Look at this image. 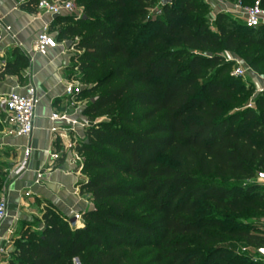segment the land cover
Masks as SVG:
<instances>
[{
  "label": "trees",
  "instance_id": "1",
  "mask_svg": "<svg viewBox=\"0 0 264 264\" xmlns=\"http://www.w3.org/2000/svg\"><path fill=\"white\" fill-rule=\"evenodd\" d=\"M77 1L85 19L59 17L69 25L59 38L82 32L74 50L82 52L79 59L86 67L121 59L112 71L120 83H108L85 114L92 122L126 95L142 114L133 120L116 116L115 125L89 126L78 149L86 178L80 192L95 210L82 215V228L71 229L46 209L44 229L25 230L8 253V264H71L72 259L79 264H200L205 252L191 241L206 246L212 241L207 231L222 227L205 223L201 211L264 210V194L253 192L259 187L257 174L264 172V89L254 106H247L249 97L238 79L227 77L232 64L216 54H240L252 72L264 76V56H258L264 50V27L234 28L231 18L219 13L212 31L204 0H171L154 22H147V14L158 0ZM36 4L28 0L24 8L34 13ZM129 4L133 11L127 12ZM149 27L155 30L147 32ZM208 68L213 72L199 82ZM88 89L79 96L93 90ZM120 122L138 130H126ZM7 184L0 171V191ZM143 207L142 218L132 217ZM235 236L259 251L264 248L262 236L247 231ZM208 249L206 264H220L223 256H212L215 248Z\"/></svg>",
  "mask_w": 264,
  "mask_h": 264
},
{
  "label": "crops",
  "instance_id": "2",
  "mask_svg": "<svg viewBox=\"0 0 264 264\" xmlns=\"http://www.w3.org/2000/svg\"><path fill=\"white\" fill-rule=\"evenodd\" d=\"M27 1L0 0V98L12 93L23 95L26 87H33L37 100L33 131L28 138L12 133L6 111L1 108L0 112V167L5 179L9 178L0 195L7 206L6 218L0 224V249L8 253L37 214L41 218L46 209H51L69 224L75 215L86 213L91 203L87 194L80 192L86 178L82 173L83 156L78 150L86 142L89 117L79 94H66V88L72 85L74 54L65 46L66 40L59 43L56 39L66 24L37 9L28 12L24 8ZM56 24L58 30L51 34ZM45 28L57 46L39 55L34 52V44ZM257 88H263V84L258 82ZM52 114L65 118L52 121ZM53 128L60 131L52 134ZM25 147L31 148V155L25 171L16 176ZM52 153H57L59 159L52 162ZM0 264H8L6 255H0Z\"/></svg>",
  "mask_w": 264,
  "mask_h": 264
},
{
  "label": "rangeland",
  "instance_id": "3",
  "mask_svg": "<svg viewBox=\"0 0 264 264\" xmlns=\"http://www.w3.org/2000/svg\"><path fill=\"white\" fill-rule=\"evenodd\" d=\"M63 2H72L75 6L76 15H73V18L76 19H85L82 14V9L80 6V2L77 0H59ZM85 1V0H80ZM161 1L158 0L154 6V8L150 9L147 14V22L149 20L151 22H154L156 20V17L159 14V11L161 10ZM257 0H246L244 2H230V4L235 5H241L242 7H251L254 2ZM128 3L131 4L132 0H127ZM128 5L126 8L127 12L133 11V7L131 5ZM207 6L202 9L205 13V17L207 18L208 24L210 26V29L212 31H215V27L212 25V23L215 20V17L217 14H219L218 8H214L212 6ZM231 18V20L234 23V28H240L239 25H242V22L235 17L232 13L226 14ZM106 16V13L103 15L96 14L91 15L92 18H104ZM57 25H54L50 29V33L54 34L58 30ZM59 26V25H58ZM69 25H65V28ZM62 30V29H59ZM155 28L149 27L147 28V32H153ZM80 36H82V32L79 30L75 31L72 35H70L66 41L69 42V49L72 54H74V57L72 58V74L70 76L71 84L74 86H80L89 88L88 90L93 89L90 92H87V94L81 95L80 102L82 105L86 106L92 98H95L97 95L102 93L106 90V88L109 86L108 83H111L112 85H117L120 82L114 80L112 76V71L116 67V65L121 61L120 57H117L113 60H109L103 64L95 65L94 67H86L85 63L79 59V56L82 54V52L74 51L75 45L78 43ZM59 43H62V40L59 38H56ZM216 54H219L223 57V60L227 63H231V69L227 74V77L230 78L231 72L233 67L235 66V62L244 64L243 58L240 54H230L226 53L224 51H218ZM258 56H264V50L261 51ZM186 60V59H185ZM183 62H186V61ZM230 60V61H229ZM232 60V61H231ZM182 64V63H181ZM245 65V64H244ZM246 66V65H245ZM263 66V63L260 65V67ZM204 78H199V82H202L206 80L205 78H208L209 75L213 72L210 68L205 69L204 71ZM256 75H260V73H255ZM261 74L264 75V70L261 71ZM133 73L130 72L126 76L127 78L132 76ZM188 74L185 72L184 76H187ZM236 84L239 86H242L245 91V95L249 97L248 102L246 103L247 106H254L253 100L258 96L256 93V88L258 85V78L254 75L252 78L249 79H238L235 80ZM101 87H97V86ZM0 108V112H1ZM142 114V110L138 108V106L129 98L128 95H126L118 104L111 108L106 109L102 111L99 116H94L93 120L89 119V126L98 124V123H112L115 125V121L113 120L114 117H118L119 119H131L133 120L137 116H140ZM120 126L125 128L129 131H137L138 128L135 124L132 125H125L123 122L119 123ZM148 124H142V128L146 127ZM3 133V123L0 121V135ZM83 156V155H82ZM85 156V155H84ZM0 171L3 173L2 167H0ZM5 181L8 183L9 178L5 179ZM258 188H254L253 192L264 194V185L260 183H256ZM5 185V184H4ZM0 193H3L0 191ZM255 196H251L248 198L249 200L254 198ZM138 200V197H135L133 199L128 200V204H132L135 201ZM255 205L261 206V204L255 200ZM92 205L94 210L95 206L91 202L89 206ZM89 208V207H88ZM146 207H143L141 210L137 211L135 214H132V217L142 218V216L145 214ZM88 211V210H87ZM88 213V212H87ZM200 217H202V220L206 221L205 223H218L222 227L213 228L207 232H209L212 238V241L206 246L202 245V242L198 241H191L193 244V248H198L200 250H204L205 253L202 254V259L200 264H206L208 260V254L209 250L208 248H215L212 253V256H223V259L220 261V264H264V256L260 253L259 250L254 247H251L247 245L243 240L239 239L235 235L240 231H247L251 234L259 235L264 238V210L261 211H255L253 209H248L243 212L239 213H230L227 211H219V210H206L201 211ZM70 227V226H69ZM44 229L43 222L41 221L40 216L38 214L34 216L31 226L26 231L39 233ZM22 237V236H21ZM20 237V238H21ZM19 238V239H20ZM18 240V239H17ZM217 245V246H216ZM15 246V245H14ZM14 246L9 250V252L12 253L14 250ZM209 246V247H208ZM206 249V250H205ZM264 251V248H262ZM209 251V252H208ZM146 251H141L136 254L137 257H142L143 253ZM10 253V254H11ZM146 262V261H145ZM71 264H79L77 259H72Z\"/></svg>",
  "mask_w": 264,
  "mask_h": 264
},
{
  "label": "built area",
  "instance_id": "4",
  "mask_svg": "<svg viewBox=\"0 0 264 264\" xmlns=\"http://www.w3.org/2000/svg\"><path fill=\"white\" fill-rule=\"evenodd\" d=\"M206 4L214 8H218L219 13H232L242 24L249 29H255L264 27V9L261 7L260 0L254 2L251 7H242L241 5L230 4L228 0H204ZM36 9L45 13L49 16H73L76 15L75 6L72 2H63L59 0H37ZM161 11H159V14ZM57 46V42L54 38L49 36L47 28L43 29L41 33L37 35L34 44V52L39 55H45L49 49H53ZM230 61V60H229ZM232 61V60H231ZM235 66L232 69L231 77L235 79H249L254 75L258 78V82L263 84V88H256V93L259 94L264 89V76L256 75L244 64L235 62ZM66 94L69 96H77L80 94V86L70 85L66 88ZM36 96L33 87H26L23 95L10 94L8 96L0 98V108L4 109L7 114L8 126L12 129L18 137L28 138L31 136L33 131V118L36 108ZM252 107V106H250ZM65 118L64 115L59 116L58 114H52V121H60ZM60 128H53L52 134H57ZM31 155V148L25 147L23 150V160L15 171V175H21L28 163V159ZM77 160L81 161L79 155L74 153ZM51 161L59 159L57 153H52ZM42 175H38V179H41ZM256 183L264 185V172H259L255 178ZM7 206L6 201L3 197H0V224L6 218ZM71 229H80L83 227L82 215L77 214L69 222ZM0 255H6L8 252L1 248Z\"/></svg>",
  "mask_w": 264,
  "mask_h": 264
},
{
  "label": "water",
  "instance_id": "5",
  "mask_svg": "<svg viewBox=\"0 0 264 264\" xmlns=\"http://www.w3.org/2000/svg\"><path fill=\"white\" fill-rule=\"evenodd\" d=\"M170 2H171V0H162V2H161V6L164 7V6L168 5ZM53 18H54V19H58L59 16L56 15V16H53ZM69 45H70L69 42L65 44L66 47H69ZM84 89H85V87H83V86L80 87V91H82V90H84ZM95 99H96V98L92 99L91 102H94ZM93 211H94V208H93L92 205H90L89 208H88V211H87V212L90 213V212H93ZM260 253L264 256V251H263V250L260 251Z\"/></svg>",
  "mask_w": 264,
  "mask_h": 264
}]
</instances>
